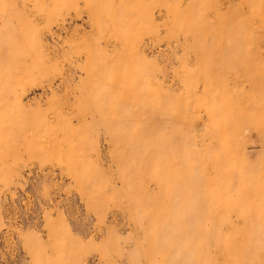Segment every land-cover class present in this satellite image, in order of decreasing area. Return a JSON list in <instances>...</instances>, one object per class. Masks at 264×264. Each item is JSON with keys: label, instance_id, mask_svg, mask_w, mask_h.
<instances>
[{"label": "rangeland", "instance_id": "1", "mask_svg": "<svg viewBox=\"0 0 264 264\" xmlns=\"http://www.w3.org/2000/svg\"><path fill=\"white\" fill-rule=\"evenodd\" d=\"M0 264H264V0H0Z\"/></svg>", "mask_w": 264, "mask_h": 264}]
</instances>
